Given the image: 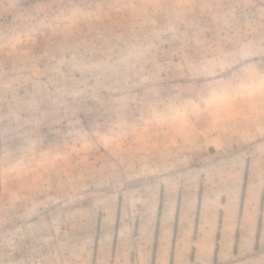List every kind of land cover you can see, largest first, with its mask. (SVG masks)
I'll use <instances>...</instances> for the list:
<instances>
[{
	"label": "rangeland",
	"instance_id": "rangeland-1",
	"mask_svg": "<svg viewBox=\"0 0 264 264\" xmlns=\"http://www.w3.org/2000/svg\"><path fill=\"white\" fill-rule=\"evenodd\" d=\"M169 3L0 0V264H264V135L192 72L264 0Z\"/></svg>",
	"mask_w": 264,
	"mask_h": 264
},
{
	"label": "clouds",
	"instance_id": "clouds-1",
	"mask_svg": "<svg viewBox=\"0 0 264 264\" xmlns=\"http://www.w3.org/2000/svg\"><path fill=\"white\" fill-rule=\"evenodd\" d=\"M165 7L173 18L180 19L191 11L193 3L192 0H171ZM229 39L233 40L231 48L218 45L209 57L192 66L195 76L216 73L224 77L214 81L204 113L222 130H236L239 122L234 118L239 115L243 117L242 135H264V37L260 41L239 35ZM145 170L143 165L135 171L129 166L127 178L141 175Z\"/></svg>",
	"mask_w": 264,
	"mask_h": 264
}]
</instances>
